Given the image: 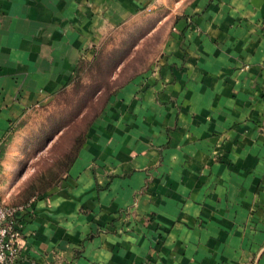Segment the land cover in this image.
Segmentation results:
<instances>
[{"label":"crops","instance_id":"0c3cea01","mask_svg":"<svg viewBox=\"0 0 264 264\" xmlns=\"http://www.w3.org/2000/svg\"><path fill=\"white\" fill-rule=\"evenodd\" d=\"M173 7L158 62L113 93L21 216L15 264H264V0H0V143L130 17ZM0 162V202L21 204Z\"/></svg>","mask_w":264,"mask_h":264},{"label":"rangeland","instance_id":"374dc122","mask_svg":"<svg viewBox=\"0 0 264 264\" xmlns=\"http://www.w3.org/2000/svg\"><path fill=\"white\" fill-rule=\"evenodd\" d=\"M173 9L144 10L112 29L79 63L70 85L15 124L1 153L21 200L62 180L108 95L158 62L174 27Z\"/></svg>","mask_w":264,"mask_h":264},{"label":"built area","instance_id":"2783aa9c","mask_svg":"<svg viewBox=\"0 0 264 264\" xmlns=\"http://www.w3.org/2000/svg\"><path fill=\"white\" fill-rule=\"evenodd\" d=\"M264 135V126L262 127ZM1 162V149H0ZM21 204L0 202V264H15L25 245V233L21 216L32 213V201Z\"/></svg>","mask_w":264,"mask_h":264},{"label":"trees","instance_id":"16d2710c","mask_svg":"<svg viewBox=\"0 0 264 264\" xmlns=\"http://www.w3.org/2000/svg\"><path fill=\"white\" fill-rule=\"evenodd\" d=\"M78 67H79V65L75 68L74 75H73L72 77H70V79H69V81H68V85H70V84L73 82V80H74V76H75L76 72H78ZM64 88H66V87H64ZM64 88H63V89H64ZM63 89H62V90H63ZM62 90H60L59 92H61ZM98 90H99L98 88H97V89L95 88V89L93 90V94L96 93ZM59 92H58V93H59ZM111 95H112V94H111ZM111 95H110V96H111ZM110 96L108 95L109 98H110ZM109 98H108V99H109ZM105 102H107V101H105ZM101 110H102V109H101ZM101 110H100V111H101ZM100 111H99V112H100ZM98 114H99V113H98ZM98 114L94 116V118L91 120L90 124H91V123L93 122V120L98 116ZM89 126H90V125H89ZM84 134H85V133H84ZM84 136H85V135H84ZM83 140H84V138H83ZM83 140H82V142H83ZM82 142H81V144H82ZM3 144H4V141L0 143V149H1V146H2ZM81 144L79 145V147L81 146ZM74 158H75V157H74ZM74 158H73V159H74ZM73 159H72V161H73ZM72 161H71V162H72Z\"/></svg>","mask_w":264,"mask_h":264}]
</instances>
